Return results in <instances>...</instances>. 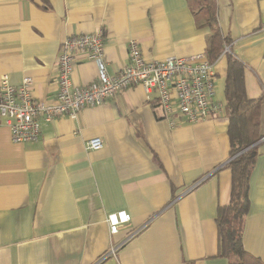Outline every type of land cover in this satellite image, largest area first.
<instances>
[{
    "label": "crops",
    "instance_id": "1",
    "mask_svg": "<svg viewBox=\"0 0 264 264\" xmlns=\"http://www.w3.org/2000/svg\"><path fill=\"white\" fill-rule=\"evenodd\" d=\"M220 32L245 68L249 99L264 94V0H216ZM104 35L106 72L126 64L128 43L144 59L204 53L209 29L186 0H0V80H32L36 99L57 93L62 42ZM79 60L72 85L94 81ZM227 58L215 62L214 99L223 105ZM42 123L35 144H14L0 126V264H230L217 251L216 214L229 204L228 119L165 120L140 86L100 107ZM264 136V104L260 116ZM99 138L102 147L86 143ZM242 245L264 263V142L248 180ZM130 221L111 235L109 213Z\"/></svg>",
    "mask_w": 264,
    "mask_h": 264
},
{
    "label": "built area",
    "instance_id": "2",
    "mask_svg": "<svg viewBox=\"0 0 264 264\" xmlns=\"http://www.w3.org/2000/svg\"><path fill=\"white\" fill-rule=\"evenodd\" d=\"M256 31L264 34V19ZM229 46L224 51H228ZM97 65V75L89 84L72 85L71 74L79 58ZM215 63L204 53L188 58H143L137 41L128 43L126 64L110 76L105 69L104 35L98 31L66 38L57 60V93L51 103L36 99L31 91L32 80L25 77L14 86L0 80V126L9 129L14 144H35L40 140L42 123L68 117L76 124L78 112L100 107L133 87L140 86L146 95L155 94L163 117L173 124H193L225 115L224 105L214 99ZM260 142H264L262 136ZM102 147L99 138L86 143L89 150ZM130 221L125 211L109 213L106 224L111 235Z\"/></svg>",
    "mask_w": 264,
    "mask_h": 264
},
{
    "label": "trees",
    "instance_id": "3",
    "mask_svg": "<svg viewBox=\"0 0 264 264\" xmlns=\"http://www.w3.org/2000/svg\"><path fill=\"white\" fill-rule=\"evenodd\" d=\"M198 23L209 29L205 55L210 63L221 56L227 58L224 81L225 115L230 143L229 162L231 192L229 204L218 208L216 214L217 251L230 264H264L248 254L242 245L243 220L249 210L248 180L258 154L260 116L264 94L249 99L245 87V68L231 53L230 43L222 36L217 20L216 0H186ZM229 46L228 51H224ZM247 149V150H246ZM243 150L244 153L237 156Z\"/></svg>",
    "mask_w": 264,
    "mask_h": 264
},
{
    "label": "water",
    "instance_id": "4",
    "mask_svg": "<svg viewBox=\"0 0 264 264\" xmlns=\"http://www.w3.org/2000/svg\"><path fill=\"white\" fill-rule=\"evenodd\" d=\"M247 150V149H246ZM246 150H243L241 153H239L237 156H239L240 154L244 153Z\"/></svg>",
    "mask_w": 264,
    "mask_h": 264
}]
</instances>
